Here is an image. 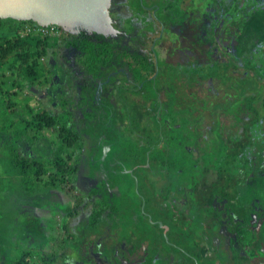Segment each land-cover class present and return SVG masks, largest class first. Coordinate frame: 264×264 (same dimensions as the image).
Returning <instances> with one entry per match:
<instances>
[{"label": "flooded vegetation", "instance_id": "flooded-vegetation-1", "mask_svg": "<svg viewBox=\"0 0 264 264\" xmlns=\"http://www.w3.org/2000/svg\"><path fill=\"white\" fill-rule=\"evenodd\" d=\"M108 15L114 33L107 36L86 32L70 34L57 27L59 37L68 38L65 40L66 45L61 41L59 48H57V54L42 60L43 69H46L45 73L50 75L45 84H51L50 86L52 88L54 86V88L41 93H32V88H36L37 85L34 83V86L28 87L31 90L27 89L28 92L24 93L34 97L36 101L39 100L40 104L46 108H43L42 112L49 114L59 110L57 105L59 93L60 95L62 93L67 96L68 94L71 95L70 102L74 104L75 108L72 124L82 141L81 127L85 125L86 120L88 121L93 117L84 105L92 102V99L95 104V101L100 99L106 85L119 75L121 81L115 89V100L120 104V113L122 114L125 112L123 111L125 97L120 98V94L126 92L129 94L127 100L134 105L136 112L134 117L137 119L135 122H144L143 126L137 128V137L141 139L142 146L147 148L143 151L144 156L142 157L133 155L131 159L123 155L124 151L118 150L116 157L112 159L110 168L114 169L116 175L113 176L112 173H108V182L118 185L119 189L124 187L133 191L134 195L131 194V196L132 198L135 197L139 206L136 207L135 214L133 212L130 216L126 215L128 209L124 206L128 202L122 198L121 192L114 196L113 205L106 215L110 218V222L103 224L107 234L106 253L109 254V259L112 257L115 260L114 253L116 250L125 256H132L133 254L137 264H177L176 258L181 259L180 264H190L188 244L192 239L201 241L199 249L203 250L204 258L218 257L219 259V256L216 255L219 254V251L230 253L228 246L230 235L224 230V223L222 224L223 220L228 219V217L224 215L222 208H219L222 203L220 202L222 198L219 197V187L226 183V174L219 173L216 168L210 169L211 171L204 169L205 171H201L203 176L199 178L197 184L192 181V187L188 188L192 168L187 167L182 158L177 157V153L181 150L185 155L196 157L194 159L197 162L199 159L204 160L200 157L197 149L198 144H196L202 140L196 139L192 149L190 146L191 137H186L183 132L178 133L177 129L182 125L170 115L172 108H174L171 102L175 104L176 109L183 110L184 114L187 116L189 114L191 118L192 110L197 112L198 106L203 100L194 101L196 107L191 109L189 107L193 104L191 96L194 95L192 90L205 83L209 85V79L218 78L219 84L223 86L220 93L222 96L219 97L220 100L209 101V104L219 102V108L215 110V117L209 113L207 115L212 119L210 125L214 122L218 124L219 139L216 142L219 141V148L226 144L236 152L239 162L246 163V166L240 163L241 166L233 168L234 173L230 172L237 182L236 187L239 188L245 182L248 174H245L247 171L244 172V170L247 168L257 172V174L264 171V117L262 114L264 112V98L261 100L259 98L264 91V70L261 71V68L254 62V57L258 54L262 55L264 60V1L110 0ZM261 15H263V22L258 30H250L244 33L237 28L238 34L235 33V35L238 41L245 44L244 48L237 52L241 56L237 57L232 48L233 42H237L236 37L234 40L232 39L233 36L226 39L225 31L230 28L231 22L233 26L240 27L249 17ZM209 31L216 33L212 41L208 40ZM69 38L75 40L71 45ZM86 38L94 44H99L95 46L101 49L107 47L113 51L118 50L119 65L102 69L96 77L86 73L85 66L80 63V59L84 58L85 54L81 53L79 43V39L85 40ZM237 65L242 66L244 71L241 77L235 75ZM56 69L59 70L60 75L57 74ZM201 70L204 71L201 72ZM192 71H200V73L197 74ZM73 82H76L75 86ZM99 84L101 85L100 89L98 88ZM92 89L93 96L90 97L88 91ZM208 89L211 87L209 86ZM97 90L98 93L96 94ZM255 90H258L259 93L249 99H243V102L248 104V108L241 101L242 99L237 97V94L242 93L245 96V94ZM205 100L207 101L206 98ZM13 105L16 109L17 106L14 103ZM82 111L87 112L89 116L83 115ZM106 113L108 116H112L111 109H107ZM199 113L204 112H197V115ZM229 114L230 118L227 119ZM113 119L114 117L108 121L110 125L108 131L112 129L116 131L119 123L124 125L119 128L120 130L127 128L122 117L121 121L117 120V123H114ZM150 119L154 120V125L149 121ZM203 119L204 116L203 118L201 116L197 123L199 122L204 126ZM225 125L226 129L230 127L234 131L227 135L224 130ZM254 126L253 131L250 129L247 132L246 127L254 128ZM145 129L150 134H145ZM46 131L44 130L42 133H46ZM45 137H49V134ZM117 139L116 145L119 148L122 139ZM193 150L198 152L193 153ZM195 154L199 156H194ZM156 156L159 161L154 160V162L161 166L158 174L148 169L150 161ZM105 157L107 156L105 155ZM144 158L146 159L144 164H134V160L138 161ZM167 160L169 162L165 164ZM78 162L75 163L77 169L72 177L78 172ZM102 162L105 166V159ZM106 168L109 170L107 165ZM136 170L140 171L138 175L135 174ZM144 174L148 177L143 178ZM138 176L144 179V183L139 180ZM218 176L220 182L216 184L214 179ZM251 178L252 175L248 177V179ZM174 183L176 186L172 185ZM202 183L209 186L207 192L209 197L198 195ZM131 185L133 189H131ZM191 188L194 189V192ZM150 189L155 191L154 199L150 202L153 206L152 210L145 207L147 206L144 200L146 197L142 196L140 192H147ZM235 192L241 194L236 190ZM234 198L232 197L229 201L222 199L224 200L223 204H228L235 209V212L231 211V214L234 215V221L240 223L245 221L247 224L242 230L244 233H253L252 238H254L255 233L251 231V228H248L250 230L247 229V225L253 221L251 209L246 205L238 208L233 203ZM238 198L236 197V201ZM209 208L214 212L206 211ZM240 209H243V212ZM104 210L105 207L101 208L100 204H96L95 209L88 216V221L97 213H99L100 219L103 218ZM114 212L116 215L112 217ZM199 224H202L203 230L193 228L194 226L200 227ZM126 227L134 232L130 234L129 241H119L121 237L125 238V235L129 234L128 231H124ZM219 227L221 228L219 229ZM109 239L113 245L117 246L116 248H109ZM162 239L166 240L168 248L163 247ZM149 240L158 243L159 247L152 249ZM208 240L214 241V244L211 245L212 249L209 248V250L203 246L204 241ZM119 245L120 249H118ZM134 246L136 248H133ZM228 259L229 257H227V263ZM123 262L124 260L122 264ZM245 262L243 264H250L249 260Z\"/></svg>", "mask_w": 264, "mask_h": 264}, {"label": "rangeland", "instance_id": "rangeland-1", "mask_svg": "<svg viewBox=\"0 0 264 264\" xmlns=\"http://www.w3.org/2000/svg\"><path fill=\"white\" fill-rule=\"evenodd\" d=\"M263 1L264 0H261V2ZM262 22L263 15L249 17L248 20L244 22V25L240 27L233 26L232 22L230 23V28L225 31V38L227 39L233 36L232 39L234 40L236 37L237 42H233L232 48L237 57L241 56V54H237V52L245 46L243 42L238 41L236 36L238 34L237 28L242 30L244 33H247L250 30H258ZM24 26L25 25H23V27ZM215 35V32L209 31L208 40H214ZM254 58L256 65L261 68V71H263V56L258 54ZM56 70L57 74L60 75L59 70ZM203 71L204 70H201V72ZM45 72L46 69H44V73ZM192 72L197 74L200 73V71ZM242 73H244L242 66L237 65L235 75L237 74V76L241 77L243 76ZM48 77L50 78V75L45 73V78L43 77L40 82H36V88H32V90L31 88L27 89L31 90L32 93H41L42 91L52 90L54 86L52 88L50 86L51 84H45ZM13 80L14 79L7 72L0 77V94L3 99H6L8 104L11 105L14 103L17 106V114L15 117H19L24 114H28V116L31 117L34 113L42 112L43 108L46 109L40 104L39 100L36 101L34 97L18 90L14 85ZM120 81L121 78L117 75L111 83L106 85L100 99H96L97 101H95V104L92 99V102L84 105V107L89 109L90 114L93 115V117L88 121L86 120V122H84L85 125L82 126L80 130V134L82 136V141L79 143L81 157L78 162V172L71 178L70 187L72 188V191L61 189L51 190L43 187H34L31 190L28 188L29 186L25 187L21 184V182H17L15 175L11 174L8 169L7 160L0 156L1 258H9L10 261L22 257L23 261L28 264H122L123 260V264H137L133 254L131 258L130 255L125 256L116 250L114 253L115 260L112 258L109 259L105 250H102V254L98 255L96 251L100 252V248H105L107 246V240L101 236L90 233L91 230H86V228H84L88 221L87 217L93 212L96 204H100L101 208L105 207L104 217L101 221L105 223L110 222V218L106 217V215L109 213V208L113 205L114 196L121 192L118 185L108 182V173H112L113 176L116 175L114 169L110 167L113 157H116L117 155V151H124L123 155L132 159L133 155L141 157L144 156L143 151L147 148L146 146H142L143 144H141V139L137 137V128L139 126H143L144 122H135L137 121L134 117L136 115L135 108L134 105H132V102L127 100L129 98V94H127V92L120 94V98L122 96L125 97V100L123 101V111L125 112H122V114L120 113V104L114 97L115 89L118 87ZM208 82L209 85L205 83L204 85L197 86V88L192 90L194 93V95L191 96L193 104L189 106L193 109L196 107V102L194 103V101L197 100L200 102V100L203 99L202 102H200V106H198L197 103V112L203 111L204 113H199L197 115L196 110H192L190 118L189 114L188 116L187 114L185 115L183 110L176 109L175 104L171 102L174 108H172L170 115L175 119V121H179L180 125H182L177 129L178 133L180 134L183 132L186 137H191V148L195 146V142L197 141L196 139L202 140L196 143L198 144L197 149L199 150L200 157L204 158V160L199 159V163L202 164H199L197 160L194 159L196 157L193 158L192 155H185L181 150L177 153V157L182 158L186 166L192 168V176L188 182L190 185L188 188L192 187V181L197 184L199 178L203 176L201 171H205L204 169L213 170L214 168L219 167V141L216 142V140L219 139L218 124L217 122H214L210 125L212 119L209 117L210 114L211 116L216 114L215 110L219 108V102H217L218 105L217 103H211L212 105H210L209 101H215L217 99L220 100L219 97L222 96L220 93L222 92L221 88L223 86L219 84L218 78L209 79ZM75 83L76 82H73L74 86ZM234 83L237 84L236 82ZM209 86L211 89H208ZM92 91L93 89L88 91L90 93V97L93 96ZM257 93H259L258 90L250 91L245 94V96H243L244 94L242 93H238L237 97L240 100L242 99L241 101L243 102L244 98L249 99ZM213 95H215V97H212ZM259 98L260 100L264 98V91ZM243 103L249 108L247 103ZM105 106H107V108H105ZM107 109H111V117L106 113ZM207 113H209V115H207ZM262 114L264 117V112ZM201 116L202 118L204 116V126L199 124V122L197 123ZM113 117L114 123L121 121L122 117V119L126 122L127 128L120 130L119 128L124 125L119 123L116 131L115 129H109L110 131H108V127L110 126L108 121ZM228 118H230V114L227 116V119ZM149 121L154 125L153 119H150ZM130 122H132L131 125ZM246 128L247 132H249L250 129L253 131L255 126L254 128ZM224 130L227 135L234 131V129L230 127H227L226 129V125ZM145 132V134L149 133L146 129ZM48 134L49 137L56 136L57 130L48 129L46 133H42V136L45 137ZM117 138L122 139L119 148L118 145H116V143H118ZM197 152V150H193V153ZM105 155L107 157H105ZM194 156L199 155L195 154ZM104 159L106 161L105 166L102 164ZM3 163H5V165ZM240 163H243V161H240L237 166H241ZM106 165L109 170H107ZM245 171H247L245 174H248L245 182H243L242 186L236 188V191L241 194H236L235 192L233 196L235 197L233 203L238 208L243 205L250 207L253 215V221L250 225H247V229L251 228V231H253L255 235L254 238H252L253 233L249 234V232H246L248 236H243L244 249L241 254L244 252L245 257L250 261V264H264L263 260L259 258L261 257L260 253H264V171H260L258 174L248 168L247 170H244V172ZM139 172V170H136L135 174L138 175ZM250 175H252V178L248 179ZM42 179L45 180L46 176H43ZM219 179V176L215 177L214 180L216 184H219ZM242 181H244V179H242ZM172 185L176 186L175 183ZM131 189H133L132 185ZM208 189L209 186L202 183L198 190V195H200V197L204 195L209 197L210 195L207 194ZM191 190L194 192V189L191 188ZM131 192L132 191H130V193ZM183 192L184 190L182 193ZM135 194H137L136 191ZM236 197H239L237 199L238 202L236 201ZM187 201L190 200L187 199ZM223 201L224 200L220 199V202L222 203L219 208H222L225 213L224 215L227 214L229 217L231 216L232 219H234V215L231 214V211L235 212V209L230 207L228 204H223ZM222 205L224 206L222 207ZM126 206L129 207V204ZM206 211L214 212V210L210 208ZM115 215V212L112 213V217ZM71 216L74 218L73 223L70 222ZM228 222L227 218H225L222 222V224L224 223L223 227L225 231ZM99 228L100 232L104 236H107L106 229H104L102 224H100ZM220 228L221 227H219V229ZM124 231H130V228L126 227ZM66 232L70 235L73 234L75 241L68 239L65 234ZM236 236L237 235L234 234V237ZM55 237L58 238L57 243L53 242V238ZM61 243L63 245H61ZM97 244L99 245L98 249H96ZM212 244H214V241L208 240L204 241L203 246L212 249ZM110 247L116 248L117 246L115 244L113 245L112 241L109 239V248ZM229 256L230 253H223V257L227 258ZM120 257H122L123 260L120 259ZM253 257L255 259H249ZM175 262L180 264L181 259L176 258ZM214 263L223 264L220 259L219 262L214 261ZM199 264H201V262Z\"/></svg>", "mask_w": 264, "mask_h": 264}, {"label": "trees", "instance_id": "trees-1", "mask_svg": "<svg viewBox=\"0 0 264 264\" xmlns=\"http://www.w3.org/2000/svg\"><path fill=\"white\" fill-rule=\"evenodd\" d=\"M23 25L37 27V24L32 21H16L10 18L0 19V77L6 72L9 73L14 79V85L17 89L27 93L28 87L34 86V83L40 82L44 77L42 60L45 57H53L57 54L60 42L62 41L66 45L65 40L68 38L59 37V35L41 36L26 33L23 30ZM74 41L70 39L69 44L71 45ZM79 43L81 53L85 54V57L80 59V63L85 66L86 73L90 76L95 75L96 77L102 69L119 65L120 55L118 50L113 51V49L102 46L101 49L95 46L99 44H94L87 38L85 40L79 39ZM70 101L71 95L68 94L67 96L65 93L60 95L59 93L57 98L59 113L52 112V114H49L48 112H42L34 114L33 117H28V114L15 117L14 114H17V107L15 109L13 103L11 105L8 104L6 99H3L0 94V156L7 160L8 169L11 174L15 175L17 182H21L25 187L29 186L28 188L31 190L34 187H43L51 190L72 191L70 182L72 174L77 169L75 163L78 162L80 156L79 143L81 139L72 124L75 108ZM82 113L89 116L87 112L82 111ZM48 129H56L57 135L52 137L42 136V131ZM221 146L219 148V167H216V169L219 170V173L226 174V183H224V186L219 187V197L229 201L237 188L235 185L237 182L233 179L232 173H234L233 168L237 166L239 159L236 156V152L229 146L226 144ZM154 160L156 162L159 161L156 156L150 161L148 169L158 174L161 166H158ZM145 162V158L138 161L134 160L136 165L144 164ZM167 162L169 161H165V164ZM3 164L5 165V163ZM241 164L246 166L244 162ZM43 176H46L45 180L42 179ZM146 176L144 174L142 177L145 178ZM142 177H140L141 182L144 181ZM140 192L142 196L144 195L147 198H144L145 203H147L145 207H149L152 210L153 206L150 202L154 199L155 191L150 189L147 192ZM242 210L240 209V211ZM236 212L238 214L237 210ZM225 216L228 217L229 221L226 231L230 235L228 245L231 248L228 263L227 258L223 257L222 251H219V254L216 255L219 256L223 264H243L248 260L245 254L241 255L244 249L243 238L248 236L242 228L247 223L245 221L241 223L235 222L231 216V218L227 214ZM99 219V213L94 214L88 221V225L93 228L96 227ZM199 225L201 226H194L193 228L195 230L196 228L197 230H203L202 224ZM234 234L237 236L234 237ZM149 241L152 244V249L159 247L158 243L153 242V240ZM200 242V240L192 239L190 244H188L190 264H199L200 262L201 264H215L214 261L219 262L218 257L204 258L203 250L199 249ZM162 244L163 247L168 248L166 240L162 239ZM133 248H136V246ZM183 248L185 247L183 246ZM260 255L261 257H257L264 260V253H260ZM130 257L132 258V256ZM2 264L28 263L24 262L22 257H19L15 260L4 261Z\"/></svg>", "mask_w": 264, "mask_h": 264}, {"label": "water", "instance_id": "water-1", "mask_svg": "<svg viewBox=\"0 0 264 264\" xmlns=\"http://www.w3.org/2000/svg\"><path fill=\"white\" fill-rule=\"evenodd\" d=\"M109 1L0 0V19L32 21L39 27L55 25L70 34L86 32L107 36L114 33L108 15Z\"/></svg>", "mask_w": 264, "mask_h": 264}, {"label": "crops", "instance_id": "crops-1", "mask_svg": "<svg viewBox=\"0 0 264 264\" xmlns=\"http://www.w3.org/2000/svg\"><path fill=\"white\" fill-rule=\"evenodd\" d=\"M120 189H121V196H122V198L126 199V202H128V204H129V207L126 206V208L128 209V213H126V215H129V216H130L131 214H133V212H134V214H135L136 207H138L139 204H138L137 200L135 199V197L132 198V196H131V194L134 195L133 191L130 193V191H129L127 188H124V187H120ZM136 198H137V197H136ZM128 204H126V205H128ZM87 219H88V217H87ZM101 220H102V218L99 220L97 226L94 227V228L91 227V226H89V225H88V221H87V224H85V226L87 225L86 230H91L90 233H92V234H94V235L101 236V237H103V238L106 239V236H104V235L100 232V228H99V227H100V224H102V225L104 224V222H102ZM73 221H74V218L71 216L70 222L73 223ZM135 227H136V226H135ZM135 227H134V228H135ZM84 228H85V227H84ZM104 229H105V227H104ZM133 232H134V231H132V230L128 231L129 234H126V235H125V238H124V237H121V238L119 239V241H121V240L129 241V237L131 236L130 234H133ZM65 234H66V237H67L68 239L75 241V237H74L73 234L70 235L68 232H66ZM53 242H54V243H57V242H58V238H56V237L53 238ZM61 245H63V244L61 243ZM107 254H108V253H107ZM108 255H109V254H108ZM111 258H112V257H111ZM1 260H2V261H1ZM4 261H9V258H1V257H0V264L4 263Z\"/></svg>", "mask_w": 264, "mask_h": 264}, {"label": "built area", "instance_id": "built-area-1", "mask_svg": "<svg viewBox=\"0 0 264 264\" xmlns=\"http://www.w3.org/2000/svg\"><path fill=\"white\" fill-rule=\"evenodd\" d=\"M23 30H25L26 33L30 34H36L41 36H56L58 35V28L55 25H48L47 27H28L24 26Z\"/></svg>", "mask_w": 264, "mask_h": 264}, {"label": "clouds", "instance_id": "clouds-1", "mask_svg": "<svg viewBox=\"0 0 264 264\" xmlns=\"http://www.w3.org/2000/svg\"><path fill=\"white\" fill-rule=\"evenodd\" d=\"M96 246L99 247L98 244H97ZM98 247H96V249H98ZM106 247H107V246H106ZM106 247H105V248H102V249L100 248L101 252H97V251H96V253H98V255H99V254L101 255V254H102V250H105V251H106ZM118 249H120V245L118 246Z\"/></svg>", "mask_w": 264, "mask_h": 264}]
</instances>
